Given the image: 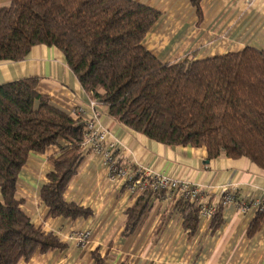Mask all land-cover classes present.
<instances>
[{"label": "trees", "instance_id": "obj_1", "mask_svg": "<svg viewBox=\"0 0 264 264\" xmlns=\"http://www.w3.org/2000/svg\"><path fill=\"white\" fill-rule=\"evenodd\" d=\"M204 1L191 0L199 26ZM161 18L134 0H10L8 6L0 1V62L23 61L36 46L57 48L84 90L116 122L166 146L206 148L210 160L247 158L264 169V49L162 62L146 47ZM39 84L31 77L0 86V264L30 262L36 254L67 248L58 235L32 222L17 197L32 154L57 149L40 190L48 218L77 221L93 215L66 198L85 158L95 155L87 124L79 114L54 107L38 92ZM115 167L125 166L116 159ZM167 193L147 183L127 210L126 234L137 230L155 200ZM176 197L184 230L194 236L205 198L190 201L179 192ZM256 217L258 223L264 213ZM221 224L222 207L210 229ZM92 258L109 264L99 251Z\"/></svg>", "mask_w": 264, "mask_h": 264}, {"label": "crops", "instance_id": "obj_2", "mask_svg": "<svg viewBox=\"0 0 264 264\" xmlns=\"http://www.w3.org/2000/svg\"><path fill=\"white\" fill-rule=\"evenodd\" d=\"M0 1L4 6L10 2ZM134 1L162 14L146 40L147 49L162 62L201 60L246 47L264 49V0H205L201 26L191 0ZM201 41L206 45L198 46ZM31 77L40 79L38 92L49 96L54 107L73 116L80 109L87 118L92 115V96L57 48L36 46L23 61L0 62V86ZM95 110L101 115L98 126L117 144L116 159L125 167L198 186L205 201L212 204L223 190L235 189L236 203L222 207V224L217 231L210 229L211 221L201 219L198 232L192 236L184 230L176 195L169 192L162 200H155L137 230L126 234V213L139 194L130 195L123 183L111 181L102 158L88 155L66 198L90 209L93 215L77 221L48 218L40 190L53 171L49 158L57 149L52 147L46 154L29 157L20 175L17 197L32 222L58 235L67 248L36 254L30 262L20 264H95V251L109 264H264V217L256 223V216L239 211L241 204L264 201V169L247 158L210 160L206 148L157 143L110 118L104 106L99 104ZM254 223L258 225L255 229ZM80 232L91 234L82 247L74 239Z\"/></svg>", "mask_w": 264, "mask_h": 264}, {"label": "built area", "instance_id": "obj_3", "mask_svg": "<svg viewBox=\"0 0 264 264\" xmlns=\"http://www.w3.org/2000/svg\"><path fill=\"white\" fill-rule=\"evenodd\" d=\"M92 115L87 118L85 112L80 109L78 113L86 122L89 135L88 144L93 147V153L102 158L109 171V179L114 182H121L123 184L130 183L127 192L130 195L140 194L147 188V183L150 182L154 191H167L172 195H176L178 192L180 196L190 200L196 201L202 195L198 186L190 183L179 182L169 176L162 175L160 173H152L146 169L136 168L130 169L128 167L116 168V158L114 153L116 151V143L110 142L106 131H102L98 126L100 113L95 110L97 102L92 101ZM136 179V180H135ZM236 203L235 189L223 190L219 200L212 204L209 200L204 201L201 209V219L205 221H211L216 214V211L220 207H225L230 204ZM239 211L242 214H251L257 216V214L264 213V201L255 200L250 203H244L239 206ZM91 238L90 232H80L78 237H74L77 241V246H85Z\"/></svg>", "mask_w": 264, "mask_h": 264}, {"label": "rangeland", "instance_id": "obj_4", "mask_svg": "<svg viewBox=\"0 0 264 264\" xmlns=\"http://www.w3.org/2000/svg\"><path fill=\"white\" fill-rule=\"evenodd\" d=\"M203 6H205V4H204ZM206 12H208V10H207ZM221 37L224 38V36H221ZM204 42H205V41H201V42H199V43H198V46L202 47V46L206 45ZM78 235H79V233H78L75 237H78Z\"/></svg>", "mask_w": 264, "mask_h": 264}]
</instances>
